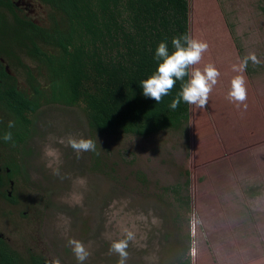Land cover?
<instances>
[{"label":"rangeland","instance_id":"1","mask_svg":"<svg viewBox=\"0 0 264 264\" xmlns=\"http://www.w3.org/2000/svg\"><path fill=\"white\" fill-rule=\"evenodd\" d=\"M187 4L188 36L208 43L195 67L213 64L220 72L206 107L187 104L179 126L146 136L93 135L109 148L111 179L90 170L88 152L78 155L67 144L69 137L89 139L83 114L42 104L17 147L19 200L0 201L3 236L18 242L9 247L22 251L36 231L43 264H77L69 239L90 252L84 264H117L111 244L130 230L126 264H264V0ZM28 6L47 24L43 1ZM250 52L261 63L250 61L243 74L245 109L227 97L237 75L232 66ZM39 73L32 72L43 88ZM21 87L28 91L26 82Z\"/></svg>","mask_w":264,"mask_h":264},{"label":"trees","instance_id":"2","mask_svg":"<svg viewBox=\"0 0 264 264\" xmlns=\"http://www.w3.org/2000/svg\"><path fill=\"white\" fill-rule=\"evenodd\" d=\"M41 1L48 6L49 23L42 29L20 22L25 24L22 32L30 33L29 27L35 31L26 36L21 33L16 41L33 70L43 76V90L31 74L32 66L28 69L21 59L17 62L25 69L28 91L12 86L0 89L1 107L18 123L11 127L15 152L29 134L31 114L42 104L76 108L84 116L91 140L93 135L146 136L175 128L187 118L186 103L182 101L175 110L169 104L189 77L178 80L160 103L144 97L140 87L156 70L158 44L167 41L171 53L172 38L188 35L187 0ZM1 75L9 78L3 70ZM29 91L35 96H28ZM108 152L106 145L96 144L95 151L88 152L89 165L90 170L113 179L108 170L114 164L107 160ZM171 189L177 194L175 186ZM183 200L185 207L187 198ZM176 217L174 214L172 220ZM186 237L189 239L188 234ZM29 264H40L39 259L33 258ZM174 264H188V258H178Z\"/></svg>","mask_w":264,"mask_h":264},{"label":"clouds","instance_id":"3","mask_svg":"<svg viewBox=\"0 0 264 264\" xmlns=\"http://www.w3.org/2000/svg\"><path fill=\"white\" fill-rule=\"evenodd\" d=\"M171 44L174 49L171 53H169L167 41H162L158 44L154 55V59L158 61L156 70L147 79L140 82L143 96L160 103L163 97L170 94L176 82L178 80L183 81L187 76L189 79L182 85L181 91L173 98L169 107L175 110L183 101L192 105L195 109L205 108L209 95L220 76V72L213 64L205 65L202 70L195 67L201 62L203 54L207 52L208 43L184 34L173 37ZM250 61L253 65L261 63L257 56L250 52L232 66L233 72L237 73V75L230 82L231 86L227 97L230 102L243 105L245 109L247 108L245 103L247 100V89L246 78L243 74ZM13 126V123L9 122V127ZM3 139L5 141L11 140V133H5ZM67 144L78 155L84 152H93L96 149V144L91 139L69 137ZM133 240H135V233L125 230L123 239L112 242L110 251L118 256L117 264H126L128 259L127 248L129 242ZM68 244L77 264H84V261L90 255L85 245L75 239H69ZM53 264H59V261L56 260Z\"/></svg>","mask_w":264,"mask_h":264},{"label":"flooded vegetation","instance_id":"4","mask_svg":"<svg viewBox=\"0 0 264 264\" xmlns=\"http://www.w3.org/2000/svg\"><path fill=\"white\" fill-rule=\"evenodd\" d=\"M41 1V0H40ZM30 3V0H0V89L3 90L9 86L14 89L20 90L22 84L26 82L25 69L21 68L18 59H21L22 64L27 65L28 69L32 66L31 74L34 71L33 63L26 57L22 59L19 55L22 53L25 55V51L21 50L20 43L18 41L19 35H28L34 31L30 29V33L22 32L25 28L23 23H32L43 29V24L37 19V12L32 7H26ZM25 38H21L23 40ZM17 40V41H16ZM36 44H39L35 40ZM15 67H13V66ZM14 68L18 72L14 71ZM4 71L9 78H3L1 71ZM24 74L22 82L18 81V75ZM37 80V79H36ZM38 82V81H37ZM21 84V85H20ZM43 84V81H42ZM24 86V85H23ZM40 87V86H39ZM43 90V88H40ZM34 93L30 91L28 96L33 97ZM35 96V95H34ZM4 108L0 105V201L14 204L19 200L16 192L19 184L21 183L22 169L19 161V154L15 152L14 144L3 139L5 133L10 132L12 135L9 122L13 123V128L18 126L15 123L13 116L5 114ZM30 115V114H28ZM20 146V144L18 143ZM18 147V146H17ZM19 169V171H17ZM19 180V183H18ZM7 208V207H5ZM25 211H22V215ZM21 217V215H19ZM22 218V217H21ZM25 218V217H23ZM35 225H33V230ZM30 236L28 240H24L23 249L19 251V247H9V243L17 245L15 239H10L9 235L3 236L0 228V264H29L33 258H38L39 263L43 264V241L39 240L36 236V231ZM9 241V242H8ZM19 246V244H18ZM15 250L16 253L11 251ZM42 253V254H41ZM15 254V255H14ZM31 258V259H30ZM27 259V261H25Z\"/></svg>","mask_w":264,"mask_h":264}]
</instances>
